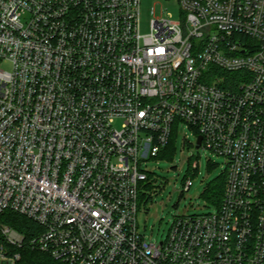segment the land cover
<instances>
[{
	"label": "built area",
	"instance_id": "built-area-1",
	"mask_svg": "<svg viewBox=\"0 0 264 264\" xmlns=\"http://www.w3.org/2000/svg\"><path fill=\"white\" fill-rule=\"evenodd\" d=\"M143 1L0 0V219L37 224L30 246L63 264H264V0H176L147 34ZM183 127L226 189L157 244L144 164ZM24 245L0 220V264Z\"/></svg>",
	"mask_w": 264,
	"mask_h": 264
},
{
	"label": "rangeland",
	"instance_id": "rangeland-1",
	"mask_svg": "<svg viewBox=\"0 0 264 264\" xmlns=\"http://www.w3.org/2000/svg\"><path fill=\"white\" fill-rule=\"evenodd\" d=\"M152 8L156 9L158 16L170 15L174 20H180L183 15L176 0L160 3L144 0L140 18L142 34L149 32ZM0 68L11 70L9 64H2ZM196 142V132L183 127L177 133L172 160L150 159L144 164L145 171L153 177L155 188L141 191L144 195L137 212V225L139 232L150 242L159 244L164 241L177 217L217 211L206 195L225 172V158L203 147L196 154ZM188 181H192L189 191L185 188Z\"/></svg>",
	"mask_w": 264,
	"mask_h": 264
},
{
	"label": "trees",
	"instance_id": "trees-1",
	"mask_svg": "<svg viewBox=\"0 0 264 264\" xmlns=\"http://www.w3.org/2000/svg\"><path fill=\"white\" fill-rule=\"evenodd\" d=\"M177 133V129L174 128L170 143L168 147L164 151H162L159 158H168L170 160L173 159ZM226 180L227 174L226 172H224L222 176L213 183L206 195L207 199L211 201L217 209L220 208L223 201L226 189ZM153 181V177L149 175L148 181L145 186L147 190L152 191L155 188ZM143 195L144 194L141 193L140 201L143 200ZM0 220L3 224L12 227L14 230L25 237V245L23 246V248L12 249V253H19L21 256L18 264H63L54 260L49 254L33 249L30 246L29 241L36 233L41 230L37 224L25 217L12 212L5 213Z\"/></svg>",
	"mask_w": 264,
	"mask_h": 264
},
{
	"label": "water",
	"instance_id": "water-1",
	"mask_svg": "<svg viewBox=\"0 0 264 264\" xmlns=\"http://www.w3.org/2000/svg\"><path fill=\"white\" fill-rule=\"evenodd\" d=\"M201 144H202V137L200 136L196 142V146H195V151H196V154H198L199 150H200V147H201Z\"/></svg>",
	"mask_w": 264,
	"mask_h": 264
}]
</instances>
